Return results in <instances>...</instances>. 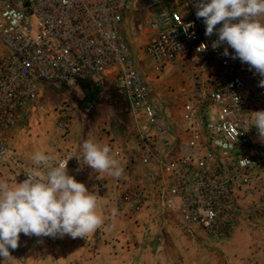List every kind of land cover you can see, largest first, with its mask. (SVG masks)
<instances>
[{"label": "built area", "instance_id": "obj_1", "mask_svg": "<svg viewBox=\"0 0 264 264\" xmlns=\"http://www.w3.org/2000/svg\"><path fill=\"white\" fill-rule=\"evenodd\" d=\"M198 3L0 0V157L7 154L4 134L37 100L43 85L73 89L97 83L112 69L119 102L136 120L134 162L160 168V197L167 210L216 238L237 229L242 201L250 200L252 212H264V151L249 130L245 97L250 76L260 75L233 59L226 43L213 48L218 35L215 30L205 35L203 18L196 16ZM138 5L150 9L143 54L153 67L161 70L181 61L198 66L177 120L154 100L122 34L127 12ZM201 44L206 48L201 50ZM258 90L264 96V87ZM66 116L59 127L69 144L71 118ZM113 153L125 163L116 181L122 185L131 162L120 148Z\"/></svg>", "mask_w": 264, "mask_h": 264}, {"label": "rangeland", "instance_id": "obj_2", "mask_svg": "<svg viewBox=\"0 0 264 264\" xmlns=\"http://www.w3.org/2000/svg\"><path fill=\"white\" fill-rule=\"evenodd\" d=\"M131 5L128 3L129 7ZM137 7L127 12L122 34L154 100L162 104L167 117L177 120L184 93L192 89L197 79L198 66L181 61L161 70L155 69L143 54L150 9L144 5ZM260 19L264 22V17ZM3 52L0 45V54ZM262 79L264 77L250 76L245 97L250 107L249 130L264 151V137L253 125L254 113L264 111V96L258 90ZM95 84L102 95L95 102L112 106L111 98L119 101L112 69ZM83 98L84 85L73 89L55 83L43 85L37 100L21 110L12 129L4 134L7 154L0 157V179L9 183L14 179L17 183L23 182L30 170L42 167L32 162L31 157L36 151L52 156L55 163L60 158L73 156L68 161V174L98 196V211L104 216V224L95 233L76 238L67 234L49 237L21 233L18 247L9 248L13 257L11 264H264V217L248 218L252 221L231 239L217 240L195 225L190 226L191 229L185 227L175 212L164 207L160 197V168L155 164L142 165L138 160L134 162L137 159L136 122L120 102L116 107L121 113L114 118L118 126L111 133L113 136L108 130L105 136L112 149L115 140L130 159L126 181L118 185L119 178L97 173L84 164L82 144H65L59 127L63 115L71 118V140L72 124L79 120L92 124L86 110L80 106ZM121 164L124 168L125 163ZM113 208L117 210L115 216L111 214ZM106 219L111 220L107 227ZM237 234L241 238L232 240ZM165 236L172 241L175 237L182 240L176 245L171 240L164 244L161 239ZM157 247L159 250L155 251ZM0 264L9 262L0 257Z\"/></svg>", "mask_w": 264, "mask_h": 264}, {"label": "clouds", "instance_id": "obj_3", "mask_svg": "<svg viewBox=\"0 0 264 264\" xmlns=\"http://www.w3.org/2000/svg\"><path fill=\"white\" fill-rule=\"evenodd\" d=\"M196 16L203 18L205 35L216 31V48L226 43L238 58L264 77V0H199ZM221 25L218 29L217 25ZM206 45L201 44L203 50ZM224 55H228L227 49ZM264 87V79L260 81ZM253 125L264 137V111L254 113ZM84 164L97 173L119 178L124 172L121 161L113 155L108 144L87 139L82 146ZM54 162L43 151H36L31 159L34 168L23 182L9 183L0 179V257L11 264L9 248L16 249L20 234L31 236L85 237L104 224L98 211L97 195L89 192L84 183L68 174L69 159ZM115 216L117 210L112 209Z\"/></svg>", "mask_w": 264, "mask_h": 264}, {"label": "crops", "instance_id": "obj_4", "mask_svg": "<svg viewBox=\"0 0 264 264\" xmlns=\"http://www.w3.org/2000/svg\"><path fill=\"white\" fill-rule=\"evenodd\" d=\"M95 101H97V100H94V102L90 105V107L85 111V114L87 115V119H89V120L91 119V121H93L92 124L86 123L87 120L86 121L79 120V121H77L76 124H72V126H71L72 128L70 131L71 140H70L69 144H71V142H72V145H74V146L76 144H79L81 146V144H83V142L87 139H94L95 141H97L101 144H107L106 143L107 138L105 136V135H108L106 133L107 130L109 131L110 136H113L111 133H113V130L118 126L117 122L115 121L114 118L117 117V115H120L121 111L119 110L118 107H115L113 105L112 106L102 105V104H100L99 101L98 102H95ZM109 115L111 116L110 119L108 117ZM128 115L130 117H132L133 120H135L133 115H131L130 113H128ZM135 122H136V120H135ZM116 142L117 141H115V140L112 142L114 144L113 149H114V147L120 148ZM134 146H135V144L133 142V148H134ZM122 152L125 153L123 150H122ZM113 155H114V153H113ZM168 211H170V210H168ZM172 212H175V211H172ZM175 213L177 214V212H175ZM177 216H178V214H177ZM258 217L259 218L264 217V214L261 216H258ZM255 218H257V217H255ZM111 220H112V218H111ZM111 220H109V219L105 220L106 227H107V224L111 223ZM179 220H180V218H179ZM250 221H252V219L251 220L246 219L243 222V224H241L240 229L238 231L242 230L244 225ZM180 222H181V220H180ZM189 229H191V228H189ZM240 238H241V236H238V234H237V236L232 240H236V239L239 240ZM229 239H231V238H229ZM170 240L171 239L169 236H165L161 239V241L164 242V244L169 242ZM181 240L182 239H180V238L176 239V237H175L173 239V241L171 240V242H173L176 245ZM157 250H159L158 247L155 249V251H157Z\"/></svg>", "mask_w": 264, "mask_h": 264}, {"label": "bare ground", "instance_id": "obj_5", "mask_svg": "<svg viewBox=\"0 0 264 264\" xmlns=\"http://www.w3.org/2000/svg\"><path fill=\"white\" fill-rule=\"evenodd\" d=\"M192 90V89H191ZM182 108V107H181ZM139 119L137 118V121H138ZM255 140V139H254ZM136 157H137V154H136ZM146 166H148V165H146ZM241 208H242V210H243V214L240 216V220H239V224H238V227H237V229H235L234 231H233V233H231L230 235H228V236H226V237H223V238H216L215 236H211V237H213V238H215V239H217V240H226V239H229V238H231L239 229H240V226H241V224H243V222L246 220V219H248V218H255V217H258V216H261V215H263L264 214V212H262V213H254V212H252L251 211V202H250V200H244V201H242L241 202ZM179 218H180V220H181V222L185 225V227H189L190 228V226H192V225H195L196 227H198L199 229H202L200 226H198V225H196V224H188V223H186L185 221H183L182 219H181V217H180V215H179ZM203 230V229H202ZM204 231V230H203ZM205 232V231H204ZM206 233V232H205ZM207 234V233H206ZM208 235V234H207ZM208 236H210V235H208Z\"/></svg>", "mask_w": 264, "mask_h": 264}, {"label": "trees", "instance_id": "obj_6", "mask_svg": "<svg viewBox=\"0 0 264 264\" xmlns=\"http://www.w3.org/2000/svg\"><path fill=\"white\" fill-rule=\"evenodd\" d=\"M100 93L101 91L98 85L93 82H86L84 84V98L82 99L80 105L82 109L87 110L90 105L94 102V100H97L99 97H102V95L100 96ZM106 97L109 99L110 96L106 95ZM110 102L115 107L117 103H119V101H117L114 97L111 98Z\"/></svg>", "mask_w": 264, "mask_h": 264}]
</instances>
